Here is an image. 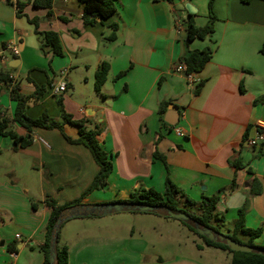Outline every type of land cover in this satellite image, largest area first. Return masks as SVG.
<instances>
[{
	"label": "crops",
	"instance_id": "0c3cea01",
	"mask_svg": "<svg viewBox=\"0 0 264 264\" xmlns=\"http://www.w3.org/2000/svg\"><path fill=\"white\" fill-rule=\"evenodd\" d=\"M18 1L0 0V72L9 77L8 83L0 80V119H6L7 131L31 142L16 148L10 135L0 133V264H41L39 245L50 213L45 197L59 203L76 199L98 171L89 149L68 142L59 129L28 132L11 121L16 104L11 88L29 95L36 85L45 90L37 101L26 102L29 117L46 113L76 138L79 127L63 120L60 95L73 120L101 128L99 141L112 170L101 189L83 197L84 204L122 201L139 187L163 192L168 176L193 200L219 193L216 210L224 218L219 227L231 224L227 234L243 207L244 225L260 229L253 242L264 246V142L247 143L264 125V101L254 102L264 96V0L212 1L213 32L188 46L209 47L210 59L191 79L182 69L185 19L191 14L195 24L204 25L208 0H116L115 13L92 24L84 23L81 0H52L50 9L30 2L21 13ZM31 18L39 32L58 34L62 55L40 48ZM104 62L106 79L96 90L95 72ZM59 81L66 89L56 94L52 86ZM252 180L259 185L252 188ZM126 219L134 225L128 227ZM172 219L131 211L71 218L62 222L58 242L68 248V264H216L215 256L227 257L229 264L226 251L204 245L194 233L191 238ZM157 238L189 255L163 257Z\"/></svg>",
	"mask_w": 264,
	"mask_h": 264
},
{
	"label": "trees",
	"instance_id": "16d2710c",
	"mask_svg": "<svg viewBox=\"0 0 264 264\" xmlns=\"http://www.w3.org/2000/svg\"><path fill=\"white\" fill-rule=\"evenodd\" d=\"M116 0H81L82 2V17L85 24H92L95 22L96 18L103 20L110 15L114 14L116 11L115 6ZM212 1L208 0V18L204 25L195 24L192 15H188L185 19V30L186 36L184 38L187 48L182 56V61L185 65V74L199 72L206 62L210 59L211 49L209 47H203L201 49H191L189 48V42L194 39H204L209 36L214 30V20L216 16L212 11ZM244 3H248L251 0H241ZM32 3L36 6H41L50 9L52 6V0H21L16 3L18 13H21L23 7ZM48 17L52 15L51 11L48 10ZM31 23L35 25V32L40 35V48L43 51L46 49L50 50L53 55H62L63 48L58 37V34L54 31H43L39 32L36 29V19H29ZM112 28L115 29L116 25L112 24ZM260 52L264 54V42L260 48ZM108 71V63L104 62L102 67L95 72L94 88L99 90L100 86L106 79V74ZM0 80L8 83L9 77L6 73L0 72ZM202 85L200 81L196 88L195 93L199 92ZM45 90V85L37 86L34 93L29 95L20 94L16 88H11L10 96L12 100L16 102L11 121L13 123L19 124L21 127L25 128L28 132L31 131L33 127H43V128H57L65 137L68 142L80 143L87 147L98 165V171L94 175L89 186L83 191V193L76 199L59 203L52 197H45V204L50 208V213L45 225V235L43 241L39 245V250L43 254V261L41 264H49L50 258V246H51V234L53 231V226L58 218L61 219H71L77 217H94L97 216L94 212H85L81 208L88 206L82 202L83 197L94 189H101L107 181V177L112 170V161L109 153H107L101 146L99 141V135L101 133V128L95 125L92 128H86L82 124V121L73 120L71 115L66 113L62 105V97L58 95L56 97L57 104L61 109V115L64 121L75 123L78 125V136L72 138L65 134L63 131L62 123L56 121L55 119L49 117L46 113H42L39 117L32 118L25 113V105L27 101H37L39 97ZM264 96L258 97L254 102H263ZM163 102L160 103L158 109L159 116L163 113ZM9 126L5 118L0 119V133L10 135L14 140L15 147H25L30 144L31 138L27 135H17L12 130L7 131L6 127ZM155 154L158 156L157 152ZM236 167H241L239 162H235ZM259 185L258 180H252V188L255 184ZM233 188V184L230 189ZM253 190V189H252ZM260 191V188L257 192ZM254 192H256L254 190ZM256 192V193H257ZM220 199V194L215 193L212 195H203L199 200H193L187 197L182 190L167 176L165 179V189L163 192H159L153 188L139 187L130 193V196L122 200L128 203H139V204H149L158 206V209L153 211H137L132 210L131 212H151L155 214H161L167 218H175L169 216L165 213L163 206H167L173 212L184 211L187 212L192 219L196 221L200 227H210L212 230H218V225L215 222L220 223L224 221L223 216L216 210V204ZM186 208H190L187 211ZM244 213L243 207L238 209V217L235 219L233 224V230L230 235L233 239L240 241L236 234L241 233L247 237L245 243L249 245H254L260 248H264L262 245H256L253 239L257 237L260 233V229L249 228L244 225ZM178 219V218H176ZM187 229L199 237L204 245L219 248L226 251L230 255L229 264H264V254H259L257 252L251 251H234L231 250L228 245L219 241H212L206 236L197 232L194 224L192 222H184L178 219ZM59 232V231H58ZM58 235L55 244L56 259L55 264H68V248L64 244L58 242ZM242 242V241H240ZM13 247L10 246L11 250Z\"/></svg>",
	"mask_w": 264,
	"mask_h": 264
},
{
	"label": "water",
	"instance_id": "95a60500",
	"mask_svg": "<svg viewBox=\"0 0 264 264\" xmlns=\"http://www.w3.org/2000/svg\"><path fill=\"white\" fill-rule=\"evenodd\" d=\"M186 30H183V36H185ZM183 75L186 76L185 72H183ZM158 209V206L149 205V204H139V203H128L123 201H113V202H105L101 204H93L90 206H85L81 208V210L85 212H94L97 215L99 214H107L112 212H119V211H153ZM163 209L165 213L169 216L178 218L184 222H192L194 224V227L196 228L197 232L206 236L212 241H219L223 242L231 250L234 251H246V252H257L259 254H264V248H260L254 245H249L244 242H240L238 240L233 239L230 235L227 233H222L218 230H212L210 227H200L196 223L194 219L190 217V215L187 212L180 211V212H173L171 209L167 206H163ZM65 219L58 218L56 223L53 226V231L51 234V246H50V258H49V264H55L56 259V252H55V244L57 240L58 231L60 229V226L62 222Z\"/></svg>",
	"mask_w": 264,
	"mask_h": 264
},
{
	"label": "rangeland",
	"instance_id": "374dc122",
	"mask_svg": "<svg viewBox=\"0 0 264 264\" xmlns=\"http://www.w3.org/2000/svg\"><path fill=\"white\" fill-rule=\"evenodd\" d=\"M187 211L190 210V208H186ZM125 214H128V213H125ZM126 216H129V215H126ZM172 220H175L173 222H180L178 219L176 218H173ZM125 222L128 227L131 226V225H134L133 221L129 220V219H126V221H123ZM214 224L218 225V231L222 232V233H228V230L229 228H231V224L229 223H225L223 224V226L219 227V223L215 222ZM197 236V235H196ZM178 236L176 235V238ZM191 238H195V235H190ZM155 244H156V248L158 250V253L160 255H162L163 257H169V256H172L174 254H183V255H189V250L183 248L182 246L180 245H177L176 243H169L168 244H164L162 239L160 238H157L155 240ZM192 256L194 257H199L196 250L192 251L191 253ZM205 259V258H203ZM212 259L216 262V264H228V259L227 257L226 258H223V257H212Z\"/></svg>",
	"mask_w": 264,
	"mask_h": 264
},
{
	"label": "built area",
	"instance_id": "2783aa9c",
	"mask_svg": "<svg viewBox=\"0 0 264 264\" xmlns=\"http://www.w3.org/2000/svg\"><path fill=\"white\" fill-rule=\"evenodd\" d=\"M11 50H12V52L14 54L18 53V50H17V48L15 46H12ZM182 69L185 70V65H184V67H182ZM60 73L62 75H64L66 73V70H61ZM186 77L188 79H191L192 78V73L186 75ZM52 89H53V92L56 93V94L63 92L66 89L65 81H59V82L55 83L52 86ZM261 125L260 126L258 125V127L256 128V131H255V134L247 139V143L249 145L256 147V146L261 145L264 142V127H263L264 125H262V126ZM175 133L178 136H182L183 135L181 129H179V128L175 129Z\"/></svg>",
	"mask_w": 264,
	"mask_h": 264
}]
</instances>
